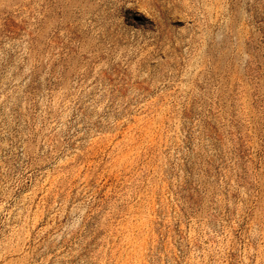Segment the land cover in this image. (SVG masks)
I'll return each instance as SVG.
<instances>
[{
	"label": "rangeland",
	"instance_id": "374dc122",
	"mask_svg": "<svg viewBox=\"0 0 264 264\" xmlns=\"http://www.w3.org/2000/svg\"><path fill=\"white\" fill-rule=\"evenodd\" d=\"M0 264H264V0H0Z\"/></svg>",
	"mask_w": 264,
	"mask_h": 264
}]
</instances>
